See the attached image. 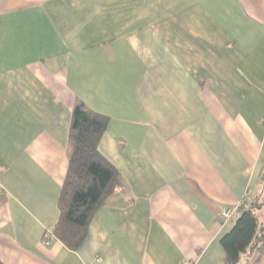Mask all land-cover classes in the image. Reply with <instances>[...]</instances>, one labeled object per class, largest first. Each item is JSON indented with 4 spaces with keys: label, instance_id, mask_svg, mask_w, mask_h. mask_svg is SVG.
Instances as JSON below:
<instances>
[{
    "label": "crops",
    "instance_id": "crops-1",
    "mask_svg": "<svg viewBox=\"0 0 264 264\" xmlns=\"http://www.w3.org/2000/svg\"><path fill=\"white\" fill-rule=\"evenodd\" d=\"M78 101L122 184L73 252L49 231ZM0 169L3 264H227L222 212L264 190V0H0Z\"/></svg>",
    "mask_w": 264,
    "mask_h": 264
},
{
    "label": "trees",
    "instance_id": "trees-1",
    "mask_svg": "<svg viewBox=\"0 0 264 264\" xmlns=\"http://www.w3.org/2000/svg\"><path fill=\"white\" fill-rule=\"evenodd\" d=\"M72 116L69 167L59 196L60 217L49 232L76 252L86 243L97 210L122 183L121 172L99 149L110 118L92 111L82 101L76 102ZM262 177L264 185V175ZM6 197L0 187V205L5 203ZM235 213L234 226L221 240L227 264H239L241 257L256 251L264 239V223L261 222L264 190L259 196L244 198ZM51 236L49 233L44 236L48 245ZM0 264H3L1 260Z\"/></svg>",
    "mask_w": 264,
    "mask_h": 264
},
{
    "label": "built area",
    "instance_id": "built-area-1",
    "mask_svg": "<svg viewBox=\"0 0 264 264\" xmlns=\"http://www.w3.org/2000/svg\"><path fill=\"white\" fill-rule=\"evenodd\" d=\"M238 206L233 207V208H226L224 209V211L222 212V216L221 219L223 222H227L229 220H231L234 216H235V212Z\"/></svg>",
    "mask_w": 264,
    "mask_h": 264
}]
</instances>
